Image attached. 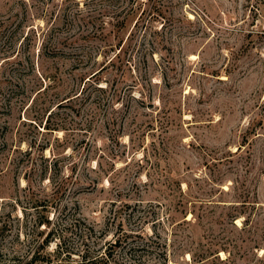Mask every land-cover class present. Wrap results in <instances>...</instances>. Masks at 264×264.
Returning <instances> with one entry per match:
<instances>
[{
  "label": "rangeland",
  "instance_id": "1",
  "mask_svg": "<svg viewBox=\"0 0 264 264\" xmlns=\"http://www.w3.org/2000/svg\"><path fill=\"white\" fill-rule=\"evenodd\" d=\"M140 1L0 0V264H264V0Z\"/></svg>",
  "mask_w": 264,
  "mask_h": 264
},
{
  "label": "trees",
  "instance_id": "2",
  "mask_svg": "<svg viewBox=\"0 0 264 264\" xmlns=\"http://www.w3.org/2000/svg\"><path fill=\"white\" fill-rule=\"evenodd\" d=\"M128 2L127 3H130L132 4L134 7H135V12L134 13H138V9L140 7V5L142 4L141 2L143 1H140V0H127ZM126 11V10H125ZM129 12H132L131 9H129ZM128 13V12H127ZM116 14L117 12L116 11H112V19L114 18H117L116 17ZM118 16V15H117ZM139 20L137 21V23L135 24V27L138 25L139 21H142L143 18H144V11H141L139 13ZM118 22H119V19L116 20L115 19V24L113 25V27H118ZM120 24L122 25V22H120ZM58 54H62V55H66V56H69L71 55L69 52L67 53H59L57 51H53L52 53H50V57L52 58H56L58 56ZM73 56H76L77 58H80V59H77V63H74L75 65H73V63L71 64L72 65V69H77V67H81L83 65H85V62H88L90 59H91V55H85V56H82V55H78V54H73ZM86 58V59H83V58ZM10 61V59H6L5 61H3L1 64H0V67L3 65V64H6ZM19 63V62H18ZM10 66H12V64H9ZM16 65V64H15ZM102 69H98L96 71H94L93 73L90 74V76L85 80L83 79V81H85L83 84L85 87V85L87 86H90L89 88H94L95 90H98V91H104L103 88L101 87H98L95 85L96 82H94V80H92L93 78L96 79L97 75L101 72ZM73 90H71L70 92L74 93L71 98L69 99V97L67 98H64L62 99L63 100H67L66 102H69L73 99H82L83 97V91H80V92H77L78 90V86L77 87H73L72 88ZM40 93V92H38ZM37 93V94H38ZM5 95H8V93H4L3 91L0 90V97L2 99V101H0V115H4V113L6 112V107H7V102H8V99H5ZM65 102V103H66ZM61 106V104H58L57 107ZM59 127H52L51 130H57ZM4 144H0V151L4 148ZM20 155H21V159H24L26 156H29L30 154L27 153V151H20ZM19 160V161H20ZM49 221H47L48 223ZM41 223L39 222L38 223V226H40ZM8 227V224L6 223H3V225L0 227V231L2 229H6ZM90 237L87 235V236H84V239H82L83 241H88ZM129 239H140L141 240V243H136V244H131L129 243L126 244V242H128ZM133 240H131L132 242ZM44 244L45 245H48V242L47 240L45 239L44 241ZM42 242V243H43ZM107 247L105 249V251L103 252V254H101L100 256L99 255H96V256H92L91 255V252L90 251H87V250H83L81 254H79V257L81 260L77 261L76 264H107L109 259L112 258V250H114L115 248H119L121 247L122 249H125V246H129L128 249H127V253L131 256V258H138V254H140V256L143 255V253H146L149 251L150 249V245H151V242H150V239L149 238H143L142 235H139L138 232H133V231H124L123 233L121 234H118L115 238L114 241H107ZM123 244V246H122ZM43 247V244H40L38 246V248H36V250L34 251H31L30 253V257H29V260L28 261H25L23 264H61L60 260L58 261V259L61 257V255L63 254L62 252H60V247H58L59 250H55V252L53 253H47V254H40V249H42ZM40 255L42 257H40ZM71 255L70 253H67L65 256H69ZM138 255V256H137ZM137 256V257H136ZM65 264H68L65 262Z\"/></svg>",
  "mask_w": 264,
  "mask_h": 264
}]
</instances>
